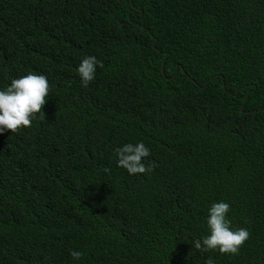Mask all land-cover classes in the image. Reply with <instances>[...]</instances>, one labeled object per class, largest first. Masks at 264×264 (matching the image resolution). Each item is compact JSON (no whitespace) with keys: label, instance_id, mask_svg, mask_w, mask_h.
Here are the masks:
<instances>
[{"label":"trees","instance_id":"1","mask_svg":"<svg viewBox=\"0 0 264 264\" xmlns=\"http://www.w3.org/2000/svg\"><path fill=\"white\" fill-rule=\"evenodd\" d=\"M29 72L49 95L0 133V264H264V0H0V90ZM220 201L237 255L193 246Z\"/></svg>","mask_w":264,"mask_h":264},{"label":"clouds","instance_id":"2","mask_svg":"<svg viewBox=\"0 0 264 264\" xmlns=\"http://www.w3.org/2000/svg\"><path fill=\"white\" fill-rule=\"evenodd\" d=\"M97 65L102 62L94 56L84 57L77 67L81 78V86L87 87L95 79ZM49 95V82L45 75L29 72L19 78H14L8 87L0 90V133L9 130L18 132L21 128L32 127V117L43 113L42 108ZM42 119H45L44 113ZM117 165L124 168L130 175L146 174L154 168L142 162L148 157L150 149L142 142L127 143L115 149ZM230 205L227 202H214L207 210L206 224L208 234L193 241V246L200 251L218 250L221 254H239V249L249 239L250 233L246 228H231L227 219ZM71 257L79 260L83 253L73 250ZM205 264H213L211 258Z\"/></svg>","mask_w":264,"mask_h":264}]
</instances>
